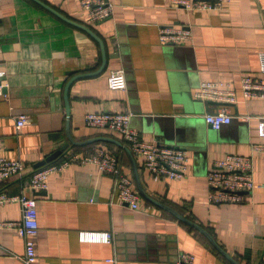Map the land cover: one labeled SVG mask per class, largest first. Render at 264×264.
Here are the masks:
<instances>
[{
  "label": "crops",
  "instance_id": "crops-1",
  "mask_svg": "<svg viewBox=\"0 0 264 264\" xmlns=\"http://www.w3.org/2000/svg\"><path fill=\"white\" fill-rule=\"evenodd\" d=\"M44 1L85 21L81 0ZM109 1L112 15L92 25L106 46L107 64L101 73L72 83L68 115L66 84L101 67L100 44L33 0H0V157L28 166L24 176L0 181V192L15 195L24 189L37 198V264H184L183 253L194 255L195 264H231L197 230L141 195L129 153L115 144L66 150L98 145L113 152L142 197L141 209L120 202L114 179L95 164L70 163L50 174L46 189L28 187L34 165L68 141V121L75 140L122 139L86 124L87 113L102 111L129 113L144 140L187 150L185 175L158 181L134 155L145 191L207 228L242 264H264V136L259 132L264 98H245L241 90L244 75L264 78V0H230L211 9H186L172 0ZM168 25L189 27L192 41L162 43L160 30ZM119 68L127 86L111 89L108 77ZM205 81L237 91L236 102L225 104L234 117L220 129L204 115L224 103L195 95ZM21 114L28 121L18 128ZM228 154L252 156L255 187L240 203H210L208 171ZM21 218L19 201L0 206V221ZM83 231L110 232L112 240H82ZM24 253V238L0 227V264H24Z\"/></svg>",
  "mask_w": 264,
  "mask_h": 264
},
{
  "label": "built area",
  "instance_id": "built-area-1",
  "mask_svg": "<svg viewBox=\"0 0 264 264\" xmlns=\"http://www.w3.org/2000/svg\"><path fill=\"white\" fill-rule=\"evenodd\" d=\"M228 1L230 0H172L175 5L186 9L218 8ZM81 7L86 13L84 23L87 25L99 24L113 12V4L109 0H81ZM192 39L191 29L186 26L168 25L160 30L162 43H188ZM260 60V72L264 73V51L260 52ZM2 77L3 72L0 70V95L3 86ZM108 85L111 89L126 88L125 70L122 68L112 70L108 77ZM241 90L245 98H264V78L244 75L241 80ZM195 95L202 100L224 103L216 111L204 115L206 122L212 128L220 129L225 124L231 123L234 116L225 104L236 102L235 88L219 82L205 81L201 83ZM131 120V114L121 111L89 112L85 115L88 126L120 134L133 154L142 158L143 166L153 180L158 181L166 177L177 179L184 176L190 161L187 150L144 140L138 130L132 126ZM27 121V115H19L17 127L21 128ZM259 132L264 136V120L259 123ZM73 162L95 164L102 174L110 175L114 179L115 195L120 202L128 204L132 209L142 208V197L135 188L133 179L123 171L118 157L104 146L96 145L89 151H64L60 161L31 169L28 187L33 190L46 189L50 174L62 170ZM27 169L28 166L22 159L0 157V181L16 175L22 177L28 172ZM207 177L210 186L208 198L210 203H240L244 199L243 194L255 187L253 158L243 154H228L212 163ZM8 200L20 202L22 218L19 221H0V227L11 228L24 238L25 253L22 260L24 264H37L36 236L39 231L37 198L24 189L15 195L0 192V206ZM81 239L110 242L112 233L83 231ZM180 262L195 264V257L190 253H183Z\"/></svg>",
  "mask_w": 264,
  "mask_h": 264
},
{
  "label": "water",
  "instance_id": "water-1",
  "mask_svg": "<svg viewBox=\"0 0 264 264\" xmlns=\"http://www.w3.org/2000/svg\"><path fill=\"white\" fill-rule=\"evenodd\" d=\"M34 2H36L38 5H40L41 7H43L44 9H46L47 11L51 12L52 14H54L55 16H57L58 18H60L61 20H63L64 22L75 26L76 28H79L83 31H85L87 34H89L93 39H95L101 46V50H102V65L101 67L92 73H83V74H77L72 76L65 87V101H66V108H67V113L68 115H70V102H69V89L72 85V83L80 77H84V76H89V75H94V74H99L103 71L104 67L107 64V54H106V46L104 44L103 39L99 36V34L89 25L80 22L78 20H75L69 16H66L65 14H63L62 12H60L58 9H56L55 7L51 6L50 4H48L47 2H45L44 0H33ZM67 136H68V141L65 142L58 150L54 151L53 153L49 154L48 156H46L43 160L37 162L34 166L35 168L40 167L45 165L47 162H50L54 159H56L60 154H62L64 151H66V149L71 146H85V145H90L93 143H97V142H106V143H111V144H115L119 147L124 148L130 155L132 162H133V166H134V170H135V178H136V183L138 186V189L141 193V195L148 200L149 202L162 207L163 209L167 210L168 212H170L172 215H174L176 218H178L179 220L183 221L184 223L188 224L189 226H192L193 228H195L197 231L201 232L204 236H206V238L208 239V241L212 244V246L214 248H216V250H218L223 256H225L232 264H242L240 261H238L232 254H230L225 248H223L218 241L214 238V236L209 232V230L207 228H205L203 225L195 222L194 220L190 219L189 217H187L186 215H184L183 213H181L180 211H178L177 209H175L174 207L165 204L164 202H161L155 198H153L152 196H150L144 189V187L142 186L140 177L138 175V166H137V162L136 159L134 157L133 152L131 151V149L126 146L121 140H119L117 137L115 136H110V135H99L87 140H75V138L72 136L71 131H70V121H68L67 123Z\"/></svg>",
  "mask_w": 264,
  "mask_h": 264
},
{
  "label": "trees",
  "instance_id": "trees-1",
  "mask_svg": "<svg viewBox=\"0 0 264 264\" xmlns=\"http://www.w3.org/2000/svg\"><path fill=\"white\" fill-rule=\"evenodd\" d=\"M83 23H84V21H83ZM89 26H91L95 31H96V29L92 26V25H89ZM124 143H126L123 139H121ZM88 146H90V145H86V146H74V147H77V148H86V147H88ZM119 147V146H118ZM120 148H122V147H120ZM64 153V152H63ZM63 153L62 154H60L56 159H54V160H52V161H50V162H47L45 165H48V164H51V163H55V162H58V161H60L62 158H63ZM45 165H43V166H45ZM40 167H42V166H40ZM40 167H37V168H35V169H38V168H40ZM192 227V226H191ZM193 228V227H192ZM195 229V228H194ZM196 230V229H195ZM199 232V231H198ZM202 236H204L201 232H199ZM205 238H206V236H204ZM208 240V239H207ZM216 249V248H215ZM217 252H218V254H220L222 257H224L226 260H228L225 256H223L218 250H216ZM237 259V258H236ZM229 261V260H228ZM230 262V261H229ZM231 263V262H230ZM232 264V263H231Z\"/></svg>",
  "mask_w": 264,
  "mask_h": 264
}]
</instances>
